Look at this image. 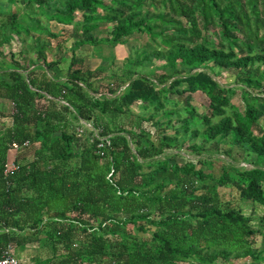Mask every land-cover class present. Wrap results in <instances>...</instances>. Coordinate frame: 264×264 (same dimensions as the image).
Here are the masks:
<instances>
[{
    "label": "trees",
    "instance_id": "trees-1",
    "mask_svg": "<svg viewBox=\"0 0 264 264\" xmlns=\"http://www.w3.org/2000/svg\"><path fill=\"white\" fill-rule=\"evenodd\" d=\"M0 1L20 9L0 8V98L13 103L9 116L0 111V247L45 241L46 255L32 264L264 261L255 240L264 226V0ZM52 21L75 27L70 56L48 60L51 40L62 37ZM138 34L145 39L131 67L100 90L103 70L85 66L76 50L113 49ZM15 39L31 40L33 54L22 46V60L14 51L6 57L2 49ZM223 68L233 72L241 104L227 96L235 87L213 77ZM197 91L207 97L203 112L191 103ZM134 103L145 112L126 121ZM85 122L93 127L82 136ZM104 136L109 142L99 146ZM179 138L199 157L177 150ZM221 142L228 155H254V166L206 171L207 143L217 151ZM28 148L32 156L20 159ZM228 184L262 209L257 227L221 197Z\"/></svg>",
    "mask_w": 264,
    "mask_h": 264
},
{
    "label": "rangeland",
    "instance_id": "rangeland-1",
    "mask_svg": "<svg viewBox=\"0 0 264 264\" xmlns=\"http://www.w3.org/2000/svg\"><path fill=\"white\" fill-rule=\"evenodd\" d=\"M3 3L6 5V7L4 6ZM1 7L7 10H10V9L20 10L16 5H11L10 7L9 5L5 3V1L4 2L0 1V8ZM50 24L53 25V27L55 26L54 27L55 30H59L61 32L60 34L62 35V37H58L59 40L55 38L51 40L53 44V50L48 53V60L59 58V56H62L64 54L63 51L67 52L65 53V55L67 54L70 56V51H71L70 44L72 40H74L73 29L75 27L72 24H69V25L55 24V22L53 21ZM111 26L112 25L110 23H106L105 25L102 26V29L109 30ZM100 35H105V32H102ZM43 37L45 36L43 35ZM144 39H145L144 35L138 34L135 37L129 38V40L123 44H117L115 47H113V49H111V47L106 43H99L96 46L91 45V44H84L76 50V53L79 56H82L84 58L85 66L90 67L94 70H103L102 72L103 78L98 80L97 82L99 86L101 87L100 90H106V85H107L106 83L111 84L113 82H116L115 79L113 77L111 78L109 75L110 74H117V75L125 74L126 70L129 67H131L128 64V60L130 59V57H134L135 52H136L134 46L140 47L143 44ZM31 42H32L31 40L27 39L26 41H24V43H21L20 40L15 39L9 45L6 44L4 46V49L2 50L4 51V54L6 57L9 56V53L11 51H14L17 53V57L22 60L21 55H19L20 53L19 49L22 46H24L25 48H27V52L25 53V55H27L28 53H29L28 55L33 54L32 53L33 49L31 48V45H30ZM69 56L66 59V62L62 61L61 63H59L57 67L58 69L56 70V72H57V75L60 77L66 76V67L70 59ZM154 61L156 64H160L163 62V60L161 61V60H156V59ZM136 70H137L136 72L143 73V74H153L155 72L154 66H147V67L137 66ZM215 70H217V68ZM51 72L52 71L50 70L48 73L50 74ZM156 72H160V71H156ZM213 77L221 84H226L232 87L236 86L235 81H234V74L231 70L223 68L220 70L219 74L213 73ZM127 84H128V81L123 82V85L121 86L122 91L123 89L126 88ZM186 86H187L186 83H183L182 85L180 84L179 86H177V88L182 89V88H185ZM235 89H236L235 93H227V96L231 99L232 102L236 104L238 103L241 104L242 102L240 98V89L236 87ZM98 94L99 93H97V95ZM185 94H188V93H184L183 96ZM168 98H169L168 100L170 101L182 100V97L178 96L177 93L168 94ZM206 99H207L206 95L200 91L191 93V103L196 107V109L199 112L205 111V102L207 101ZM131 108L133 111L128 113V115L125 118L126 121L129 120V117L131 118L133 113L144 114L143 112H145V110L142 109L137 103H134ZM12 110H13L12 101L9 99L0 98V111L2 115L9 116ZM2 120L4 122L6 121L4 117H2L1 121ZM85 124H86V127L87 126L88 127L85 129V126L82 125V128H83L82 136L89 135L90 134L89 128L92 129L93 127V125L89 122H85ZM143 125L145 126L148 125L152 131L155 130L154 127L148 122H143ZM76 128L80 129L79 126H77ZM181 140L182 138H179L177 150H180L181 153H183L185 157H192V158L199 157V155L194 153V151H191L188 148H186V145H182ZM207 144H209V146ZM207 144H206L207 145L206 147H208V150H205L202 156L204 158L206 157L210 158V161H211L210 165H212V167L210 169L206 168L208 166L204 167L206 171L212 170L214 171V173L218 174L220 173L221 166L224 162H233L236 166L246 167V168H250L254 166L255 164L253 162L254 155H249L247 153H240L236 149L235 151H232L231 155L226 154L223 150L227 148L229 143L221 142L219 145L220 148L217 151L213 149L214 147L212 148L210 147L211 145L210 143H207ZM210 151L212 152L214 151V153H209ZM13 153H15V151H13ZM23 155L24 156L20 157V159L30 158L32 156V150L30 148H28V150L25 149V152ZM174 158L178 161H182V157L179 155ZM218 190H219L221 197L224 200H230L232 204H235L245 214L247 215L251 214L252 215L251 225L253 227L258 226L259 217H260V214L262 213V209H260V207L259 208L256 207L251 201L247 199H243L241 196H239L238 190L235 187L231 186L230 184H228L227 186L219 187ZM127 227L131 229V235L137 236L138 238L139 237L142 238L144 236V233L136 232V230L133 229L131 224H128ZM263 236H264V226L262 228L261 233L258 232L255 235V240L257 241L256 243L257 245L259 244V242L260 244L264 243ZM74 242L77 243L78 240H75ZM35 246H37V243L26 244V245H22L21 247H16L17 253L20 257L21 264H32V261L34 260L35 256L40 255V257H44L46 255L47 245L45 244V241H42L39 244L38 248L37 247L35 248ZM240 262L241 260L239 259H233L231 261H227V260L225 261V260L219 259L214 264H240ZM54 264H59V263L56 262ZM60 264L62 263L60 262ZM253 264H264V261L261 260Z\"/></svg>",
    "mask_w": 264,
    "mask_h": 264
},
{
    "label": "built area",
    "instance_id": "built-area-1",
    "mask_svg": "<svg viewBox=\"0 0 264 264\" xmlns=\"http://www.w3.org/2000/svg\"><path fill=\"white\" fill-rule=\"evenodd\" d=\"M78 130L79 132L81 131V129H78ZM78 135H81V132L78 133ZM107 138H108L107 136H104L102 141L99 143V146H103L104 141L109 142ZM26 143L27 142H25L24 144ZM13 146L17 147V144L13 143ZM11 166L14 168L18 167V165H14V164H11ZM11 166L10 168H12ZM8 170H9V167L5 169V172H8ZM0 249H1L0 264H18L20 262V257L17 253L15 246L12 243H9L3 247H0Z\"/></svg>",
    "mask_w": 264,
    "mask_h": 264
},
{
    "label": "crops",
    "instance_id": "crops-1",
    "mask_svg": "<svg viewBox=\"0 0 264 264\" xmlns=\"http://www.w3.org/2000/svg\"><path fill=\"white\" fill-rule=\"evenodd\" d=\"M61 77H63V76H61ZM62 100V99H61Z\"/></svg>",
    "mask_w": 264,
    "mask_h": 264
}]
</instances>
